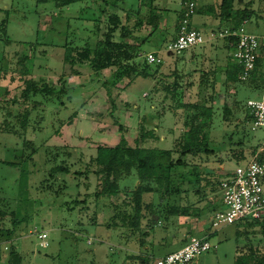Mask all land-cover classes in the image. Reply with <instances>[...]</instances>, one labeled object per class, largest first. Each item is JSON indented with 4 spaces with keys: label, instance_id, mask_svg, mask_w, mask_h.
Wrapping results in <instances>:
<instances>
[{
    "label": "rangeland",
    "instance_id": "1",
    "mask_svg": "<svg viewBox=\"0 0 264 264\" xmlns=\"http://www.w3.org/2000/svg\"><path fill=\"white\" fill-rule=\"evenodd\" d=\"M247 2L253 13L242 24L244 32L264 36V0H234V7L241 9ZM152 5L159 14L154 32L147 23ZM177 7L180 0H88L63 8L37 0H0L3 69L0 73V199L9 202L10 212L29 216L27 225L14 235L0 236V264H7L11 247L20 254L21 264H139L130 257L147 251L154 257H162L181 248L183 239L179 234L190 225H198L205 234L211 233L208 241L213 248L199 256V264H234L236 249L246 244L244 235L238 236V231L247 230L250 245L264 250L259 227H245L251 222L249 219L210 227V217L219 198L216 181L242 164L240 160L264 138V128L252 129L251 123L244 120L247 100L261 97L260 82L264 76L237 84L228 82L225 71L229 57L221 40L214 41L213 49L195 47L184 55L167 52ZM165 9L168 10L165 13L159 11ZM113 14L129 28L137 27L134 35L138 42L147 39L139 48L136 63L143 61L148 52H156L162 59L155 78L125 77L115 83L116 67L94 72L87 62L65 61V46L73 48L75 53L102 40ZM114 39H119L118 32ZM22 56L30 69L28 77L21 75L22 66L18 65ZM125 63L130 65L132 61ZM27 78L47 83L55 90L62 89L64 93L49 102L36 96L33 99L42 104L33 112L31 103L23 104L19 100ZM158 81L164 84L178 81L182 103L206 105L211 109L210 113L206 112L209 116L201 109H177ZM104 83L111 86L108 87L113 105L106 95L108 84ZM28 111H31L29 124L23 131L17 120ZM195 114L198 120L211 117L202 129L208 133L210 154L183 158L185 166H175L170 171V193L161 195L158 191L161 187L151 182L152 195L143 197L145 203H158L162 196L159 209L163 214L166 208L178 207L187 208L188 216H171L167 220L160 216L152 227L145 221L136 230L107 229L114 205L129 201L139 182L132 175L119 181L116 197L94 200L91 195L99 186V178L91 173L86 177L77 173L85 171L96 147L114 146L121 136L130 146L141 145L136 140L142 124L144 131L156 128L157 137L146 140L142 146L170 151L169 159H159L169 165L179 158L177 145ZM113 117L123 131L118 130ZM55 153L67 163L69 172L51 181L48 171ZM0 228H11L10 216L0 222ZM39 233L47 236L46 248L39 246Z\"/></svg>",
    "mask_w": 264,
    "mask_h": 264
},
{
    "label": "trees",
    "instance_id": "2",
    "mask_svg": "<svg viewBox=\"0 0 264 264\" xmlns=\"http://www.w3.org/2000/svg\"><path fill=\"white\" fill-rule=\"evenodd\" d=\"M84 1L88 0H37V2L39 3L52 2L58 8L67 7L71 4ZM91 1L97 2L101 0ZM182 1L183 3L186 1L196 2L195 0ZM159 11L165 13L168 10L165 9ZM4 12L6 15L8 14L7 11ZM203 12H207V14L211 15L213 19L218 22V25L215 30H220L223 28L234 30L238 29L242 26L244 22H246L247 19H249V17H251L253 13V11L250 9V2L244 4L243 8L236 9L234 7V0H219V3L217 5L211 6L208 10H200V8L197 7L195 15L202 14ZM181 17L182 9H179V11H175L173 19V31L171 35L172 39H174L177 35V29L179 26L178 24ZM158 19V9H156V7L152 5L147 21V23L152 26L151 32H154L157 29ZM108 22L109 27L107 32H105L104 34V38L102 40L97 41L93 46H84L79 50L77 49L75 53L73 52V48H68L67 46H65L67 48L64 54L65 61L69 64H74L75 62H87L92 71L94 72H101L107 68L116 67L115 73L113 75L115 83L119 82L120 79L122 80L125 77H141L144 79L155 78L156 74L158 73L157 69L162 62L156 65V69L155 67L153 68V65H150L146 62L145 57L143 61H140L138 63L135 62V59L139 57L140 46L147 41V39H142L138 42L137 37H135L134 35L135 29L137 27L134 26L129 28L126 24L120 21L117 15L114 14L109 17ZM5 24L6 21L3 20V28L5 27ZM138 24L140 25V23H137V26ZM190 25L192 27L191 22ZM2 32L5 36V30H2ZM117 32L119 34V39L116 41L114 39V34ZM229 41L231 42V40ZM5 42L9 43V39L5 38ZM222 42L225 44V47L228 48L226 41ZM207 44L208 43H205L202 46H205ZM187 51L188 50L183 51L180 54H184ZM263 60L264 57L257 59L256 67L252 72L251 77L247 81H252V79L256 76H263L261 73L257 75V72H259L258 69L260 66V62ZM131 61L132 63L130 65H127V63H125ZM26 62V57L22 56L18 61V65L22 66L21 75L28 77L30 74V69L26 65ZM2 70L3 69L0 66V73L2 72ZM241 72V66L229 57L227 68L225 71L226 80L235 84L239 83V81H242L239 78ZM263 81L264 77L260 83L262 84ZM106 84L108 83H104L103 85ZM157 84H159V86L161 84L163 85V87L161 88L163 89L162 91L169 95L168 99L170 98L176 103L177 109L183 108L188 110L191 108L194 111L201 109L204 113L211 112L210 107H207L206 105H203L201 103H182L178 96V81H175L173 84H164L158 81ZM108 86L110 85L108 84L105 88L107 89L106 95L109 102H111V104L113 105V101L110 98V91ZM63 93L64 90L62 89L55 90L47 83L37 82L32 78H27L23 81L19 100H21L23 104L31 103V110H33L34 112L37 106L42 104L41 102L33 99L36 96H40L44 102H49L53 99L60 98ZM30 112L31 111L24 113L22 117H19L17 120L19 127L23 131H26V129L28 128L29 117L31 114ZM228 113L229 110L226 108L225 114ZM207 115L209 116V114ZM8 116H10L9 113ZM198 118L199 116L197 114L193 115V117L191 118L192 121L191 123H189L187 131L183 134L182 141L177 145L179 149L177 151L179 153V158L174 163L170 162L169 165L161 163L159 159L160 157H167V159H169L171 154L170 151H163L158 148H146L145 146H142V144L148 139H157L155 133L156 128L155 130L151 129L150 131H144V127L142 126V124L140 125L141 133L139 136V140H136L138 143H141V145L136 144L135 146H130L127 143L125 137L121 136L118 143L114 146L101 145L96 147L95 154L87 163L85 171L77 173L79 176L85 174L83 175L85 177L91 173L99 178V186L97 190L94 191L91 195L93 196L92 198L94 200H98L100 198L105 197H116L119 194V181H121L122 179L135 175L139 182L138 186L134 189L129 201L123 202V204L120 205H114V215L106 223L107 229H116L117 227H124L129 230H136L140 228L142 226V223L145 221L148 222V226L152 227L151 225L159 221L160 216H163V220H167L168 217L171 216H188L189 211L187 210V208L179 209L178 207L166 208L165 214H163L162 210L159 209V206H161V202H163L162 196L158 198V203H154L152 201L150 203H145L143 197L149 194L152 195L153 188L150 185L151 182H154L158 187H161V189H157L161 195L170 193L169 189L170 184L172 182L170 171L173 167L185 166V163H183V158L187 156H194L198 153H204L206 155L210 154L211 151L208 150V133L203 132L202 129L210 123L211 117H203L201 120H198ZM244 120L246 121V123H249V118L247 116L244 117ZM113 122L118 126V130L120 132L123 131L122 125L118 122L115 117H113ZM255 146L256 145H254L250 149L249 154L251 153V151L254 150ZM27 149L29 148L27 147ZM247 156H245L240 161L244 162ZM58 157L59 154L55 153L52 160H50L51 167L48 171V177L51 179V181H53V179L57 175L63 176L68 174L69 172L68 165H66L67 163H64V160L61 161V159H58ZM3 163L11 167L18 166L17 163L13 162ZM22 176L23 171L20 174V177ZM221 180L222 179H218L216 181L217 192H220ZM8 207L9 202L5 199H0V222H2L6 216L11 217V228H0V236L7 234L14 235L18 230H21V228L25 227L29 221V216L27 214L21 215L16 211L10 212ZM254 226L259 227L260 234L262 237H264V219L256 221L251 220V222L246 223L245 227L248 229L254 228ZM210 235L211 233L205 234L207 240ZM249 235L250 233H248L247 230L238 231V236H243L246 240V244L243 247H238L236 249L234 264H264V250L261 252L257 247L250 245L251 243L249 242ZM186 242L187 241L185 239L181 241L182 244H185ZM130 258L132 260L138 261L139 264H150L152 259L155 257L152 253H146L143 255L131 256ZM21 262L22 258L20 254L14 248L11 247L8 253L7 264H21Z\"/></svg>",
    "mask_w": 264,
    "mask_h": 264
},
{
    "label": "built area",
    "instance_id": "3",
    "mask_svg": "<svg viewBox=\"0 0 264 264\" xmlns=\"http://www.w3.org/2000/svg\"><path fill=\"white\" fill-rule=\"evenodd\" d=\"M197 7L194 1L182 3V17L178 24L177 35L167 43L166 51L180 54L208 42L226 41L228 56L242 68L240 80L247 81L256 67L257 59L264 57V36L247 34L242 26L235 30L228 28L212 30L204 35L190 25ZM145 59L150 65H158L162 62L154 53L147 54ZM244 110L252 129L264 128V81L261 97L247 100ZM219 196L221 208L210 218L211 228H219L247 219L254 221L264 219V138L242 164L224 176L220 183ZM46 237L45 233L37 235L41 248L48 246ZM212 248L206 236L191 237L181 248L162 257L153 258L150 264H199V256Z\"/></svg>",
    "mask_w": 264,
    "mask_h": 264
},
{
    "label": "crops",
    "instance_id": "4",
    "mask_svg": "<svg viewBox=\"0 0 264 264\" xmlns=\"http://www.w3.org/2000/svg\"><path fill=\"white\" fill-rule=\"evenodd\" d=\"M195 1H196L197 5H198V8H200V10H208L211 6L217 5L216 4L217 0H195ZM182 3H183V1L180 0V7H177L178 11H179V9H181ZM191 24H192V27L195 28L196 30H198L200 32L204 31V33L207 34L210 31L216 29V27L218 25V22L215 19H213V17L211 15L207 14V12H203L202 14H198V15H195L194 17H192ZM198 26L200 27V29L197 28ZM169 39L171 40L172 36ZM214 44H215V42H208L207 45L201 46V47H209V46H211L209 48L213 49L214 48L213 47ZM226 51L228 53V48L226 49ZM148 53H156V52H148ZM258 70H259V72H257V75L259 73H261L264 76V60L260 62V66H259ZM161 138L163 139V137H161ZM220 208L221 207H220V196H219L218 202H217V206L213 210L212 215H213V213L215 211H217ZM212 215H211V217H212ZM180 220H183V223L187 222L184 219H180ZM197 234H199V235L202 234V235L201 236H196ZM179 236L182 237L183 240L185 239L186 241H188L189 238H191V237H204L205 233H204V231L203 232L201 231V228L198 225H196V227L190 225L189 227L186 226L185 229H182L181 230V235L179 234ZM147 238H150V236H148ZM160 239H162V238H160ZM183 244L181 245V247L183 246ZM143 249L145 250V247ZM142 252L145 253V251H142ZM147 253L149 254L150 252L147 251ZM155 258H157V257H155Z\"/></svg>",
    "mask_w": 264,
    "mask_h": 264
}]
</instances>
